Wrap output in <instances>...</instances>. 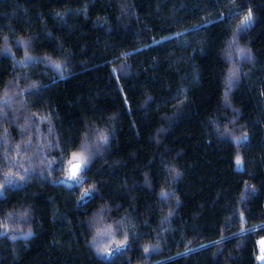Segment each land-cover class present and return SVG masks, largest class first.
Returning a JSON list of instances; mask_svg holds the SVG:
<instances>
[{"label":"trees","instance_id":"trees-1","mask_svg":"<svg viewBox=\"0 0 264 264\" xmlns=\"http://www.w3.org/2000/svg\"><path fill=\"white\" fill-rule=\"evenodd\" d=\"M86 133L83 182L65 186ZM5 154L0 186H23L0 187V264H257L264 0H0ZM98 213L122 222L121 251L93 246Z\"/></svg>","mask_w":264,"mask_h":264},{"label":"snow or ice","instance_id":"snow-or-ice-1","mask_svg":"<svg viewBox=\"0 0 264 264\" xmlns=\"http://www.w3.org/2000/svg\"><path fill=\"white\" fill-rule=\"evenodd\" d=\"M252 19V13L251 11L248 12V14L243 18V20L241 21V25L245 26L248 23L251 22ZM4 43H5V51H10V49L7 48V37H4ZM19 43L24 44L25 45V52H24V58L25 61H32L35 58L32 57L28 50H27V44L25 41H20ZM233 44L236 43L235 40L232 41ZM231 48V46H230ZM235 51L237 52L238 55L244 56L246 54V50L243 48H240L238 45L235 49ZM250 55V50L249 53ZM49 61L54 65L55 68L59 69L60 68V64L56 63L55 61H51L50 58H48ZM227 59L231 61L232 59V52L229 50L227 51ZM238 73V69L236 68L235 64H233V66L229 69L228 71V78L226 80L227 84H231L232 80L237 76ZM5 96H7V93H5ZM225 99L227 100V92L225 93ZM8 103L7 100L4 101V105H6ZM7 136V133L5 132V137ZM246 137H235V139L240 140ZM96 141H99L101 143H106L107 142V136L103 133L100 132L98 135H96L95 137ZM95 143V142H93ZM93 145L89 143V139H88V135L87 133L85 134V137L82 141L81 147L78 151L73 152L71 155V158L67 160V165H68V176L67 178L69 180L72 181H76L77 184L82 183L83 182V178L81 176V173L85 172V170L88 168V165L90 163L91 160V147ZM21 149L20 145H17V151H19ZM9 162L12 165H17L18 162L17 160L11 158L8 154H5L2 158H0V166H8ZM240 164V159L239 157L237 158V165ZM18 167L22 168L23 165L19 164ZM12 173L6 172L4 174V185L0 186H9L12 184V180L10 179ZM21 179H23V177H21ZM0 195H2V193H0ZM92 195L91 191L86 190L83 194L82 199L83 200H87L90 196ZM169 195V193L167 191H161V196L163 197H167ZM103 211V210H102ZM171 214V213H170ZM11 215V214H10ZM26 215V213L24 214ZM116 227H114L113 224L111 223H105V218L103 215H101L100 213L97 214V217L94 221L93 227L95 229V235L93 237V240H97L99 239L101 243H104L103 238L107 237L109 238L107 241V246L110 247L111 245L115 244L116 245V249L115 251L119 252L121 251L128 242V234L127 232H122L123 229V224L120 221H116L115 222ZM2 227L4 228L3 232H0V235H5L6 232L8 231V226L7 224H3ZM123 235V239L122 240H117L116 239V235L118 233H121ZM145 252L149 251L148 247L144 248Z\"/></svg>","mask_w":264,"mask_h":264},{"label":"rangeland","instance_id":"rangeland-1","mask_svg":"<svg viewBox=\"0 0 264 264\" xmlns=\"http://www.w3.org/2000/svg\"><path fill=\"white\" fill-rule=\"evenodd\" d=\"M68 176V167H67V170L65 172V174L58 180L59 183L61 184H64L65 186H73L76 183V181H72V180H69L67 178ZM10 179L12 180V184H11V187H15V188H18V187H21L23 186V181L20 180V179H15V178H11ZM10 186V185H9ZM85 200H83L82 198L80 199V203L83 202ZM109 238L107 237H104L103 240H104V243H101L99 239L95 240L93 242V246L95 247V249L98 251V252H102L104 251L108 246H107V241H108ZM258 251L259 252H262L264 254V238L261 239L259 242H258Z\"/></svg>","mask_w":264,"mask_h":264},{"label":"built area","instance_id":"built-area-1","mask_svg":"<svg viewBox=\"0 0 264 264\" xmlns=\"http://www.w3.org/2000/svg\"><path fill=\"white\" fill-rule=\"evenodd\" d=\"M256 260L258 264H264V254L262 252H258Z\"/></svg>","mask_w":264,"mask_h":264},{"label":"bare ground","instance_id":"bare-ground-1","mask_svg":"<svg viewBox=\"0 0 264 264\" xmlns=\"http://www.w3.org/2000/svg\"><path fill=\"white\" fill-rule=\"evenodd\" d=\"M263 239V238H262ZM259 251H257V254H258ZM257 256V255H256ZM256 263H257V260H256ZM258 264V263H257Z\"/></svg>","mask_w":264,"mask_h":264}]
</instances>
